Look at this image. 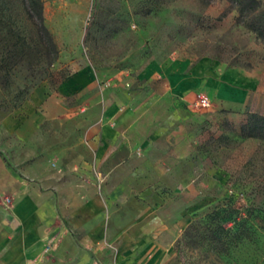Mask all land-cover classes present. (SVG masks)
Listing matches in <instances>:
<instances>
[{
  "label": "rangeland",
  "instance_id": "374dc122",
  "mask_svg": "<svg viewBox=\"0 0 264 264\" xmlns=\"http://www.w3.org/2000/svg\"><path fill=\"white\" fill-rule=\"evenodd\" d=\"M20 1L7 0L0 12V159L15 174L27 178L25 171L30 181H38L46 168L54 175L71 158L65 147L77 141L74 116L45 124L29 142L6 130L5 118L36 91H64L74 74L88 71L100 80L95 92L122 83L133 94L139 90V74L151 65L209 60L211 76H225L244 88L251 83L252 93L238 109H214L209 92L197 94L191 106L194 151L183 166L187 181L165 191L167 206L182 209L190 223L212 211L233 215L228 225L237 221L250 239L227 254L198 246L180 249L188 225L179 226L167 239H157L146 255L134 257L125 246L124 264H264V136L241 131L251 114L264 116V42L238 22L233 6L226 0H41L45 25L59 50L49 65L50 56ZM9 21H18L20 31L9 32L4 25ZM64 95L70 106L80 107L74 114L86 113L79 90ZM202 96L211 107L197 105Z\"/></svg>",
  "mask_w": 264,
  "mask_h": 264
},
{
  "label": "crops",
  "instance_id": "0c3cea01",
  "mask_svg": "<svg viewBox=\"0 0 264 264\" xmlns=\"http://www.w3.org/2000/svg\"><path fill=\"white\" fill-rule=\"evenodd\" d=\"M209 65L206 59L151 65L139 74L133 94L122 83L97 93L100 80L81 71L64 88L84 95L85 114H74L80 107L68 104L64 90L36 91L8 115L6 130L22 142L70 116L76 117L78 137L65 147L71 158L54 175L46 168L38 181L25 171L27 178L15 174L0 159V264H124L125 246L134 257L146 255L157 239L189 225L191 216L167 206L165 191L187 181L192 103L207 91L214 109H238L252 93L251 83L244 88L211 76Z\"/></svg>",
  "mask_w": 264,
  "mask_h": 264
},
{
  "label": "trees",
  "instance_id": "16d2710c",
  "mask_svg": "<svg viewBox=\"0 0 264 264\" xmlns=\"http://www.w3.org/2000/svg\"><path fill=\"white\" fill-rule=\"evenodd\" d=\"M210 4L215 0H201ZM238 13V22L253 32L257 39L264 42V1L263 0H226ZM7 0H0V12L6 10ZM21 6L28 14L32 31L43 41L47 55L50 56L49 65L57 60L58 46L45 25L43 3L41 0H21ZM5 27L12 31H20L19 22H7ZM20 27V28H19ZM35 39V38H34ZM35 41V40H34ZM242 134L251 137L264 136V116L251 114L247 123L242 125ZM233 215H222L221 212L212 211L202 217H197L188 225L184 234L178 241V248L203 247L207 252L227 254L241 243L250 239V233L243 229L237 221L235 226L228 223Z\"/></svg>",
  "mask_w": 264,
  "mask_h": 264
},
{
  "label": "built area",
  "instance_id": "2783aa9c",
  "mask_svg": "<svg viewBox=\"0 0 264 264\" xmlns=\"http://www.w3.org/2000/svg\"><path fill=\"white\" fill-rule=\"evenodd\" d=\"M197 105L201 108H209L211 107L212 103L211 100L206 97V96H202L198 101H197ZM9 201V200H7Z\"/></svg>",
  "mask_w": 264,
  "mask_h": 264
}]
</instances>
